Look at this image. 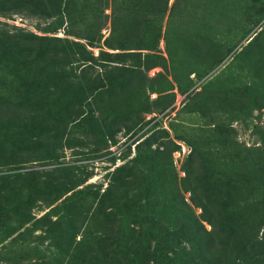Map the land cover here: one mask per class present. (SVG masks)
<instances>
[{
	"label": "rangeland",
	"instance_id": "rangeland-1",
	"mask_svg": "<svg viewBox=\"0 0 264 264\" xmlns=\"http://www.w3.org/2000/svg\"><path fill=\"white\" fill-rule=\"evenodd\" d=\"M69 1L66 7L62 0L58 16L47 17L0 0V36L42 38L29 40V46H48L57 56H48L44 77L35 85L33 72L18 81V76L0 71L4 93L8 87L20 91L29 79L37 88H45L39 94L29 91L32 109L0 105V119L12 118L21 128L28 127L17 131L20 142L14 147L0 142V264H66L69 256L55 248H68L75 256L81 237L92 244L114 230L126 234L127 228L137 229V222L128 218L120 228L102 221L103 217L93 220L106 189L118 198L134 196L139 201L143 191L149 204L141 217L174 229L177 191L204 230L198 232L211 235L218 244L206 251L208 236L188 241V255L181 257L186 264H264V216L259 213L264 205V165L257 167L249 160L255 155L249 152L264 151V55L253 56L264 49V0H222L220 7L216 0H179L188 4L182 13L189 20L180 31L187 33L189 44L171 40L166 45L160 37L155 50L130 51L141 57L85 46L78 38V0ZM222 8L224 16L215 17ZM230 9L238 10L232 25L225 18ZM251 14L254 24L246 22L245 16ZM92 16L93 12L89 19ZM102 16L106 18L99 30L100 43L109 30L108 8ZM166 16L167 11L161 36ZM241 24L250 30L242 36L229 35V28ZM211 34L234 45L215 61L207 56ZM254 37L255 45L248 46ZM78 43L95 58L99 51L111 55L78 63L82 57ZM142 55L149 57L142 60ZM53 74L57 82H51ZM98 79L111 80L110 92L93 91L78 106L87 94L78 91V84L85 88ZM55 89L63 90L64 103L41 106L43 93ZM100 103L126 116L100 119L95 110ZM133 111L136 114L127 115ZM129 171L135 175L131 180L126 177ZM45 182L69 191L60 190L58 197L33 196L32 190ZM80 204L87 207L86 215ZM226 206L234 213L227 212ZM97 257L91 254L86 264H98Z\"/></svg>",
	"mask_w": 264,
	"mask_h": 264
},
{
	"label": "trees",
	"instance_id": "trees-1",
	"mask_svg": "<svg viewBox=\"0 0 264 264\" xmlns=\"http://www.w3.org/2000/svg\"><path fill=\"white\" fill-rule=\"evenodd\" d=\"M13 5H22L29 7L31 11L35 14L44 15L47 17H55L60 14L62 0H5ZM77 1V0H73ZM169 0H78V38L84 41L85 46L90 48L104 46L105 48L124 51L119 53L124 54L126 57H141L139 52L132 53V50H155L157 47V41L160 37L164 40V43L167 45L168 42L173 40L174 42H182L185 45L189 44V36L187 33H183L180 30L184 27V24L188 22L186 15H183L182 12L188 10V4H181L179 0H173L171 5L168 8ZM216 4H219V7L222 5V0H216ZM232 5H236L235 2H231ZM64 4L67 7L70 5L69 0H64ZM238 4V3H237ZM65 7V9H67ZM109 9V30L106 37H104L100 43L102 35L99 30L102 27V16L103 9ZM91 10V11H90ZM167 11V16L164 20L163 25V35L161 36V28L163 24V17ZM91 12H93L92 19H89ZM238 12L237 9L227 10L225 15L226 20L234 24V15ZM215 17L219 15L220 17L224 16V8L220 11H216ZM67 18L71 21V15H67ZM246 22L250 23L253 20L254 24L255 17L251 15H246ZM256 20V19H255ZM213 24V21L211 22ZM169 29L172 32H169ZM234 29V33L230 34V31ZM180 32H179V31ZM250 29L241 24L237 29L232 27L227 30L229 35H235L236 32L240 33L242 36L245 32ZM260 33H258V36ZM211 40H209V47L207 49V56L210 61L218 60L224 57L233 47L228 41L216 40L214 34H211ZM257 37V36H256ZM254 37L249 43L248 46L255 45ZM43 41L42 38H36L33 36L23 35L22 37H10L7 35L0 36V71L7 70L11 75L18 76V81L20 78L26 79L24 74L27 75L30 72L34 73V85L37 82H40L44 77V70L47 65L48 56L54 52L52 48L48 46L41 47V44H35L34 47L29 46V40ZM32 44V43H31ZM78 50L82 56L78 59V63L84 64L86 62L90 63L93 59L97 60L100 58L110 57L111 54L99 51L96 55V58L92 54L85 50V47L78 43ZM133 54V55H132ZM264 55V49L259 52V54L253 56ZM52 57H57L55 53L51 54ZM111 56V57H117ZM144 57H149L142 55V60ZM42 60V63L39 64V61ZM103 60V59H100ZM104 61V60H103ZM106 61V60H105ZM152 65H147L146 68H150ZM57 74H53L50 78L51 82H57ZM1 79V77H0ZM48 80L47 82H50ZM111 80L103 81L98 79L97 84H92L91 86H85V88L78 84V91L85 90L87 94L82 100H78V106L82 104L86 96L90 95L93 91H104L106 93L110 92ZM28 86L20 89H11L8 87L7 92H3V84L0 82V105L5 103L6 106H12L16 108L32 109L27 102L29 91H35V94L39 92H44L45 88H37L33 85L32 80H27ZM34 87V88H33ZM44 98L40 99L39 104L45 105L50 104L57 105L60 102L64 103L66 96L61 89H55L53 92L43 93ZM118 98L114 99L116 103ZM37 104V102H36ZM14 105V106H13ZM108 104L100 103L95 107V110H98L97 117L105 118H120L126 116V112H114L111 107L107 106ZM136 114L135 111L128 113V116ZM127 116V117H128ZM138 119H135L134 123H137ZM18 123L15 122L12 118H3L0 119V137L2 139L3 135L6 134L7 137L5 140H0V142H6L10 147H14L15 142L19 143L16 135L17 131L20 129L28 130V127L21 128ZM133 125H126L125 128H131ZM14 137L16 141H14ZM18 141V142H17ZM26 144V142H24ZM264 147V146H263ZM0 150H2L0 144ZM255 150L253 157H249V160L252 159V164L256 163V166L264 165V151ZM258 152V153H257ZM248 153V152H247ZM152 154V153H151ZM121 170V169H120ZM117 170V171H120ZM116 171V172H117ZM115 173V172H114ZM26 174L24 177L29 176ZM20 176V175H19ZM135 175L133 172H130L126 175L128 179L133 178ZM36 179V174L32 175ZM114 181V183H116ZM120 184V181L118 182ZM159 188L166 192L164 186H159ZM60 190L62 192H68L69 189H66L64 186H56L51 183H42L40 189H33L32 195L37 196L44 193H53L60 195ZM141 200L138 198H129L125 196H119L111 194L107 189L104 190L100 199L97 201L95 212L93 213V220H96L98 217H103L102 221L107 220L111 221L113 226L120 228V223L123 222V219L128 218L131 222H137V229H128L126 234L119 233V230H114L111 233H108V236H101L97 243H92L90 241L79 238L76 242L78 252L74 256V253L68 252V248L60 249V247L55 248L60 254L64 252L68 255L66 264H86L87 259L89 260L91 254L98 255L97 261L98 264H186L187 261H181V257L188 255L187 248L191 240L198 242L196 237L208 236L206 243H204V248L206 251L213 250L215 244L211 239V235L203 234L198 232L202 230V226L195 220L192 214L187 207V205L182 201L179 193L176 191L175 203L173 206V213L176 216L177 223L176 227L170 225L166 227L161 221L152 220L149 218L141 217L142 214H145L147 211V205L149 204V195L144 194L141 191ZM94 194L92 197L96 199ZM140 196V197H141ZM139 197V198H140ZM151 202V201H150ZM71 205V204H70ZM78 208L83 209L84 215H86L87 207H84L82 204L78 205ZM165 206H162V210H165ZM107 214H105V210ZM225 210L231 214L234 211L231 209V206H226ZM78 211L72 212V215L77 214ZM137 213V214H136ZM260 215L264 216V205H260ZM111 215V218H105L106 215ZM141 214V215H140ZM140 215V216H139ZM263 218V217H262ZM230 229H233L234 226L231 222ZM98 227V224L96 223ZM72 228V227H71ZM73 229V228H72ZM204 231V230H202ZM231 231V230H230ZM76 231H73L71 235V241L74 239ZM60 240V238H57ZM180 240H185V245L182 246ZM195 242V244H196ZM214 247V248H213ZM96 250H95V249ZM173 257H169V255ZM73 258V260H72ZM180 260L178 261V259Z\"/></svg>",
	"mask_w": 264,
	"mask_h": 264
},
{
	"label": "water",
	"instance_id": "water-1",
	"mask_svg": "<svg viewBox=\"0 0 264 264\" xmlns=\"http://www.w3.org/2000/svg\"><path fill=\"white\" fill-rule=\"evenodd\" d=\"M249 40V38H247Z\"/></svg>",
	"mask_w": 264,
	"mask_h": 264
}]
</instances>
